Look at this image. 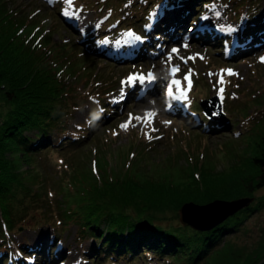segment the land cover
I'll return each mask as SVG.
<instances>
[{
	"label": "rangeland",
	"instance_id": "1",
	"mask_svg": "<svg viewBox=\"0 0 264 264\" xmlns=\"http://www.w3.org/2000/svg\"><path fill=\"white\" fill-rule=\"evenodd\" d=\"M16 1L25 10L19 18L24 24L25 45L33 46L41 56L47 53L44 59L52 63L58 89L52 92L55 105L74 115L70 128L82 132L83 144L38 152L11 146L7 158L14 165L17 179L9 184L8 197L0 199V213L10 228L13 222L22 223L20 234L40 243L41 239L50 241L52 229L30 228L43 220L49 225L60 222L71 227L65 244L74 249L76 226L81 225L94 204L125 206L145 199L154 206H164L160 208L162 212L169 217L176 215L175 222L179 224L180 211L187 204L206 205L209 202L201 203L202 199L209 197L218 203L232 200L222 198L223 192L228 197L243 195L250 176H242L253 172L247 146L264 134V46L233 57V51L228 54V42L220 44L212 37L202 39L198 37L200 31L194 37H185V32L178 41L163 44L155 56L129 61L116 58L111 52L98 53L94 49L97 42L91 46L80 42L101 23L99 15L111 13L115 19L120 15L117 8L129 0H59L54 5L51 2L55 0ZM214 2L220 7L211 4L202 14L206 20L203 28L210 27L215 32L241 30L229 18L237 8L235 0ZM129 36L128 31L125 48L131 44ZM135 45L133 42L130 47ZM172 48L178 52L169 57ZM173 67L179 69L175 74ZM189 70L190 84L184 79ZM149 73L154 80L127 83L129 76L146 78ZM174 79L181 81L187 99L182 98L176 85L169 94L168 87ZM104 95L108 101L121 104V110L114 120L89 134L91 112ZM212 98V114L233 121L236 129L243 127V134L209 135L185 124L174 113L177 102L186 101L196 108L200 101ZM4 100L0 84V123ZM149 112L154 116L147 117ZM125 123L128 127H121ZM203 180L206 187L201 192L196 187ZM257 193L264 195V190ZM179 203L184 204L177 210ZM131 208L133 204L126 209ZM215 209L208 214L211 219L220 215L214 213ZM202 213L203 210L198 211L199 217ZM196 223L200 226L204 221ZM68 254L66 261L56 264H77L79 255L72 250ZM261 255L264 256V208L250 218L239 234L228 237L226 244L200 264H224L231 257L232 261L238 260L236 264H244ZM168 260L171 264L186 263L177 257ZM48 264L53 261L48 260Z\"/></svg>",
	"mask_w": 264,
	"mask_h": 264
},
{
	"label": "trees",
	"instance_id": "2",
	"mask_svg": "<svg viewBox=\"0 0 264 264\" xmlns=\"http://www.w3.org/2000/svg\"><path fill=\"white\" fill-rule=\"evenodd\" d=\"M57 1H52L51 5ZM234 3L237 8L229 18L239 24L241 30L215 32L209 27L198 33L202 39L212 37L214 42L220 44L228 42L231 50L228 54L233 51V57L264 46V0H235ZM211 4H215L214 0H129L117 8L120 13L117 18L110 17L111 13L99 15L101 23L84 35L80 42L85 46L97 42L94 49L98 53L111 52L116 58L129 61L151 58L162 51L163 44L178 41L190 28L206 23L202 14ZM37 10L41 11V8ZM24 11L16 0H0V84L5 99V112L0 123V199L8 197L6 191L9 184L17 179L14 165L7 158L12 145L38 152L49 147L63 150L83 144L82 132L70 128L73 127L71 121L74 115L64 107L55 105L56 98L52 92L58 89L54 85L52 63L44 59L47 53L41 56L33 46L25 45L24 24L19 21ZM128 31L131 44H126L125 48L123 43ZM133 42L136 45L130 47ZM107 97H100L91 112L93 116L87 127L89 134L110 123L121 110V104L108 101ZM198 105L193 108L186 101L177 102L173 110L185 124L209 135L229 132L238 136L244 133L243 127L236 129L233 121L205 112L201 102ZM247 147L253 172L242 176H250L247 181L244 178L243 195L228 197L223 192L221 197L234 200L248 196L254 200L211 228L202 230L190 224H178L174 218L176 215L169 217L161 210L164 206H154L145 199L131 203L133 208L129 210L126 208L131 204H94L86 212L81 225L76 226V247L73 249L71 244H65L71 227L63 223L49 225L43 220L31 227L32 231L44 226L52 229L50 241L41 239L39 243L20 234L22 223L13 222L10 228L0 213V264H48L50 259L56 264L66 261L71 250L79 255L77 264H171L168 258L175 257L184 259L185 264H200L226 244L228 237L239 234L250 218L264 208V195L257 193L264 190V134L252 139ZM217 173L223 174H214ZM205 187L203 180L196 188L202 192ZM209 198L202 199L201 203L217 201L216 198ZM183 204L179 203L177 210ZM222 212L225 214L227 208L215 209L214 213L220 215L212 219L208 215L210 212L202 214L207 220H202L203 216L198 215L197 222L204 221L201 226H206L204 224L211 220L212 224ZM68 247L71 250L68 251ZM232 259L222 263L236 264L238 260ZM263 261L264 256L261 255L244 264H260Z\"/></svg>",
	"mask_w": 264,
	"mask_h": 264
},
{
	"label": "water",
	"instance_id": "3",
	"mask_svg": "<svg viewBox=\"0 0 264 264\" xmlns=\"http://www.w3.org/2000/svg\"><path fill=\"white\" fill-rule=\"evenodd\" d=\"M213 100L214 99L212 98V100L208 99V101L207 100L201 101V105L203 106L205 112L210 113L211 108H214V106L211 103ZM253 200H254L253 197L245 196V197L236 198L234 200H229V201H219L220 203H218L217 201H214V202L208 203L206 205H202V206L187 204L184 207H182V209L180 211L181 212V222L184 225L190 224L194 228L206 230L208 228H211L213 225H216V224L222 222L224 219H226L228 216L234 214L238 210L249 206V204ZM192 206H194V207H192ZM221 207H223L225 209L227 208V212L225 214L222 212V215L219 218H217L215 220V222H213L212 224L211 223L209 225L204 224L206 226H201V224L199 226L198 224H195L194 220H196V222H197V218L199 215L198 211L203 210L204 214H205L207 212H210V210H212L214 208L220 209ZM222 211H223V209H222ZM260 264H264V261L261 262Z\"/></svg>",
	"mask_w": 264,
	"mask_h": 264
},
{
	"label": "snow or ice",
	"instance_id": "4",
	"mask_svg": "<svg viewBox=\"0 0 264 264\" xmlns=\"http://www.w3.org/2000/svg\"><path fill=\"white\" fill-rule=\"evenodd\" d=\"M185 47H186V45H185ZM177 52H178V49L177 48H172L171 53L169 54V57H171L172 54L177 53ZM171 71H172L173 74H175L177 71H179V69H178V67H173L171 69ZM229 73L231 74V70H229ZM190 74H191V70H189V73L185 74V76H184V79L185 80H188L189 81V84H190V79H189ZM145 79H147L149 81H152V80L155 79V77H153L152 73H149L146 78L143 75H139V76H129L127 83L131 84V83H134L136 80L144 81ZM173 85H176L177 88H178V90L181 91L182 98L187 99L186 94H185L186 90L185 89H182L180 87V85H181V81L180 80H175L174 79L171 82V84L168 87L169 94H171V92L173 90V88H172ZM146 116L147 117H152V116H154V113L149 112V113L146 114ZM131 119H132V114L130 113L129 114V122H131ZM121 127L127 128L128 127V123L122 124Z\"/></svg>",
	"mask_w": 264,
	"mask_h": 264
},
{
	"label": "bare ground",
	"instance_id": "5",
	"mask_svg": "<svg viewBox=\"0 0 264 264\" xmlns=\"http://www.w3.org/2000/svg\"><path fill=\"white\" fill-rule=\"evenodd\" d=\"M204 24L205 23H200V24H198L197 26H195L194 28H190L189 30H187L186 31V35H185V37L188 35L189 37H194V36H196V34L199 32V31H202L204 28H203V26H204ZM203 25V26H202Z\"/></svg>",
	"mask_w": 264,
	"mask_h": 264
}]
</instances>
